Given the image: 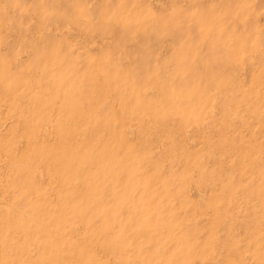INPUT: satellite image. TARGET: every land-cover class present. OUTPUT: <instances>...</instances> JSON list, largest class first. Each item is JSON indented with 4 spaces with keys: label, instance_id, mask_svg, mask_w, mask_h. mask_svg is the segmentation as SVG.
I'll return each mask as SVG.
<instances>
[{
    "label": "rangeland",
    "instance_id": "374dc122",
    "mask_svg": "<svg viewBox=\"0 0 264 264\" xmlns=\"http://www.w3.org/2000/svg\"><path fill=\"white\" fill-rule=\"evenodd\" d=\"M0 264H264V0H0Z\"/></svg>",
    "mask_w": 264,
    "mask_h": 264
}]
</instances>
